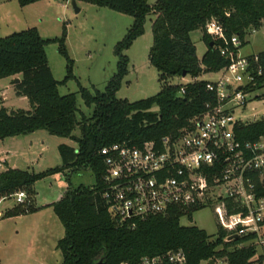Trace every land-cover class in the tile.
Segmentation results:
<instances>
[{
  "label": "trees",
  "instance_id": "trees-1",
  "mask_svg": "<svg viewBox=\"0 0 264 264\" xmlns=\"http://www.w3.org/2000/svg\"><path fill=\"white\" fill-rule=\"evenodd\" d=\"M41 1L45 0H18L21 7ZM74 1L131 16L134 24L116 46L118 73L106 90L91 93L80 88L85 105L93 108L90 118L81 113L75 94L62 96L59 92L61 85L75 79L74 61L65 44L66 28L63 37L54 40L43 39L36 28L0 38V80L20 76L17 95L26 97L31 106L29 111L0 110V141L45 131L51 136L71 138L78 144L76 149L60 145L62 165L44 173L17 169L0 173V198H11L22 191L28 195L25 204L8 211L4 218L38 212L34 206L38 181L66 171L90 169L96 179L93 188L70 187L59 202L50 205L65 228V237L59 243L62 264H136L145 258L165 257L177 251L185 254L187 264H200L223 256L232 264H249L256 250L238 248L245 240L224 243V234L213 240L204 230L182 226L184 214L179 210L138 222L136 229L117 223L102 198L101 150L115 144L137 147L149 142L161 144L163 139H176L182 130L191 127V122L214 100L207 90L208 82L197 79L204 74H216L229 64L216 48L217 43L206 34L207 23L216 19L225 27L227 37L237 35L244 40L253 29L261 28L264 0H158L154 6H150L148 0ZM151 15L155 20L149 62L159 72L160 81L165 83L186 74L193 82L165 83L156 96L134 103L119 100L116 95L129 73V58L125 52L144 35L147 17ZM198 30L203 32L208 46L202 59L198 58L191 38ZM53 43L59 45L60 55L68 62L63 82L54 79L49 67L46 47ZM259 56L264 65V52ZM77 129L79 137L73 136ZM245 131V139L264 135V120Z\"/></svg>",
  "mask_w": 264,
  "mask_h": 264
},
{
  "label": "built area",
  "instance_id": "built-area-1",
  "mask_svg": "<svg viewBox=\"0 0 264 264\" xmlns=\"http://www.w3.org/2000/svg\"><path fill=\"white\" fill-rule=\"evenodd\" d=\"M205 30L229 62L218 80L207 81L214 100L176 139L103 148L102 198L114 220L131 229L173 210L191 218L212 209L221 228L213 240L221 234L224 243L245 240L238 248L256 250L249 264H264V135L245 139L246 128L264 120V65L260 54L243 56L244 40L227 37L220 21ZM14 197L18 205L28 200L23 191ZM211 262L232 264L226 256L200 264ZM136 264H187V258L177 251Z\"/></svg>",
  "mask_w": 264,
  "mask_h": 264
},
{
  "label": "rangeland",
  "instance_id": "rangeland-1",
  "mask_svg": "<svg viewBox=\"0 0 264 264\" xmlns=\"http://www.w3.org/2000/svg\"><path fill=\"white\" fill-rule=\"evenodd\" d=\"M157 1L148 0L150 6H154ZM73 2L74 0H45L21 7L18 0H0V38L36 28L43 39L54 40L62 38L66 28L65 44L71 60L74 61L75 79L61 85L59 92L62 96L75 94L81 113L90 118L93 108L85 105L80 88L91 93L106 90L111 79L118 73L116 46L126 38L134 24V18L81 1L76 2L80 9V12L76 13ZM154 20L153 15L147 17L144 35L125 52L129 58V73L116 95L119 100L134 103L156 96L165 83L186 85L193 82L190 76L171 78L165 83L160 81L159 72L149 62ZM256 31L250 32L244 38L241 54L245 57L264 52V21ZM191 38L197 48L198 58L202 59L208 50L203 40V32L195 31ZM46 53L54 79L63 82L67 77L68 62L60 55L59 45H47ZM218 78V74H204L199 80L216 81ZM17 79L20 80H0V110H31L28 99L17 95ZM251 115L252 113L249 116ZM73 136H80L79 129ZM30 137H40L33 145L35 154L32 158L22 156L21 153L23 151V154H26L29 149ZM62 144L78 148L73 139L51 136L45 131L34 136L1 140L0 173L6 172L7 162L12 166L13 160L18 170L34 174L59 167L62 165L59 153V146ZM42 148H46L45 152H41ZM95 184L96 179L90 169L79 172L66 171L38 181L35 184L34 201L38 212L21 213L15 217L0 219V264H62L63 255L59 243L65 237V228L50 205L59 202L70 187L93 188ZM18 206L14 196L6 198L5 201H0V212L4 211L5 217L8 211ZM181 225L197 227L213 237H217L221 231L212 209H204L191 218L181 219Z\"/></svg>",
  "mask_w": 264,
  "mask_h": 264
},
{
  "label": "crops",
  "instance_id": "crops-1",
  "mask_svg": "<svg viewBox=\"0 0 264 264\" xmlns=\"http://www.w3.org/2000/svg\"><path fill=\"white\" fill-rule=\"evenodd\" d=\"M15 78H20V76H17V77H15ZM15 111V110H14ZM42 132V131H41ZM37 133H39V132H37ZM37 133H34V134H32L33 136L34 135H36ZM29 136H31V135H29ZM39 138L40 137H30V139L28 140V143L30 144L29 146V149L28 150H26V154H23L24 152L22 151L21 153H22V156L23 155H27V156H29L30 158H32V157H34V154H35V148L33 147V145H34V143H36L38 140H39ZM47 140V139H46ZM19 141H17V144H19L18 143ZM45 150H46V148H42L41 149V152H45ZM16 162L13 160L12 161V166L10 165V162H7V165H8V169H17V167H16V164H15ZM18 170V169H17ZM1 213V220L2 219H4V211L3 212H0Z\"/></svg>",
  "mask_w": 264,
  "mask_h": 264
},
{
  "label": "water",
  "instance_id": "water-1",
  "mask_svg": "<svg viewBox=\"0 0 264 264\" xmlns=\"http://www.w3.org/2000/svg\"><path fill=\"white\" fill-rule=\"evenodd\" d=\"M73 6L75 8L76 13H79L80 9L77 7V3L75 1L73 2ZM211 46H213V44H211ZM185 77H186V74L183 75V78H185ZM15 82H16V84H19L20 80L17 79ZM211 264H213V262H211Z\"/></svg>",
  "mask_w": 264,
  "mask_h": 264
}]
</instances>
